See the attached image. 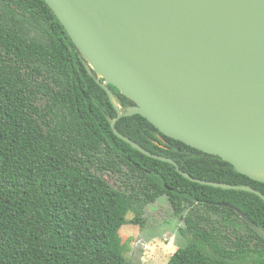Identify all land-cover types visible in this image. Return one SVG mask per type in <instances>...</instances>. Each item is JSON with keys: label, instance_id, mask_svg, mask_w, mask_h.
<instances>
[{"label": "trees", "instance_id": "1", "mask_svg": "<svg viewBox=\"0 0 264 264\" xmlns=\"http://www.w3.org/2000/svg\"><path fill=\"white\" fill-rule=\"evenodd\" d=\"M92 74H91V73ZM102 82V81H101ZM121 111L134 105L109 86ZM117 113L44 0H0V264H131L120 230L166 198L185 245L168 264H264V200L193 183L115 135ZM116 131L205 182L264 183L136 115ZM110 180V181H109ZM112 181V182H111Z\"/></svg>", "mask_w": 264, "mask_h": 264}, {"label": "water", "instance_id": "2", "mask_svg": "<svg viewBox=\"0 0 264 264\" xmlns=\"http://www.w3.org/2000/svg\"><path fill=\"white\" fill-rule=\"evenodd\" d=\"M44 1L107 93L116 136L193 183L264 200L251 187L194 179L115 128L139 115L164 136L264 183V0ZM109 86L134 105L123 113ZM219 206L236 211L264 239L240 210Z\"/></svg>", "mask_w": 264, "mask_h": 264}, {"label": "rangeland", "instance_id": "3", "mask_svg": "<svg viewBox=\"0 0 264 264\" xmlns=\"http://www.w3.org/2000/svg\"><path fill=\"white\" fill-rule=\"evenodd\" d=\"M133 218L134 215L129 214V224L120 230L123 255L129 263L168 264L178 248L185 245V241L178 237L183 222L175 216L166 198L147 207L143 226L130 224Z\"/></svg>", "mask_w": 264, "mask_h": 264}]
</instances>
